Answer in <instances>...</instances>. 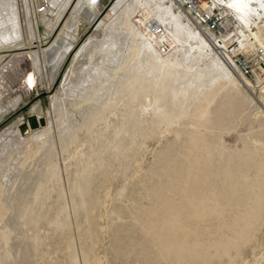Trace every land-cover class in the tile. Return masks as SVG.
I'll use <instances>...</instances> for the list:
<instances>
[{
    "label": "rangeland",
    "instance_id": "rangeland-1",
    "mask_svg": "<svg viewBox=\"0 0 264 264\" xmlns=\"http://www.w3.org/2000/svg\"><path fill=\"white\" fill-rule=\"evenodd\" d=\"M2 1L1 13L8 14L7 20L9 21L7 22H10L12 21L10 18V0ZM116 1L104 0L98 6L89 3L87 7H81L77 22L73 19L68 21L67 27L62 33L61 41L64 43L73 40V46L68 51L55 81L51 80L52 64L44 63L42 55L39 57L42 61L41 70L35 66V57L28 56V54L27 57L17 58V60L14 58L16 61H13V65L11 64L10 67H8V64L11 62L8 59L9 63L6 60V63L4 62L0 66L1 71L4 68L3 74L0 73V161L2 163V165L0 163V198L5 199V202L7 204L9 202L10 205L6 204L9 206V210L6 217L4 216L6 218H4V222L10 226L14 225L16 229L9 244L11 252L14 253V258L17 256V252L19 253L15 260L12 258V260H6L5 263L24 264L28 261L26 264H84L83 255L84 248H86L91 250L90 252L97 260L99 259L96 264H264V203L263 206L256 204L258 202L254 203L253 206L256 209L244 208L242 202L237 203L238 198H233L228 194L225 195V186L219 185L216 186L217 190L220 191L216 211H211L212 213L208 211L192 212L187 203L188 197L185 192L188 184L186 172L189 166L192 167L203 160L202 157L207 155L205 154L206 151L211 152V160L220 162V168L230 169L236 178L240 177L238 169H242V172L244 170L251 181L263 177L260 181L264 186V161H262L264 160V143L262 144L264 142V113L258 117L254 115L259 108H263L264 111V94H262V98L259 90L247 85L243 79L244 77L231 67L232 73L239 82V91H231L232 86L227 85L225 81L217 82L215 85L210 86L213 88L205 90L206 93H212L206 97L208 99L212 95V98L209 97L211 102L207 106V115L197 116L196 105L201 99L200 96L191 106V116L179 120L178 124L170 129V132H156L152 136L145 137L146 139L144 138L141 141L142 145L140 147L137 145L134 150L127 153L124 162H122L123 165L115 162L113 167L105 171L106 175H102L100 172L95 173L96 195L100 196L102 193L96 203L94 213L96 214L99 211L96 215L94 213L90 215L85 210L74 213L71 209V192L69 188L75 166H70L71 168L68 166L67 169L64 158L59 153L60 180L67 198L66 204L70 210L68 229L71 243L76 249L78 263H74L70 256V250H68L66 244L65 230L56 228L55 225L52 209L57 200L55 192L48 189L47 194L49 196H45V199L43 198L40 203L34 205L33 214L40 217L27 220L26 225H19V227L14 224L20 222L19 216L21 215V209L18 206L20 202L18 201L21 200L22 194L20 193V196L18 191L26 190L25 187H28V190L33 189L32 180L25 178L30 176L33 179L38 177L39 174L35 172L34 166L29 168L28 173L23 170L21 161L17 162V159H23L24 157L21 152L19 154L15 153L11 162L8 161L5 155L14 150L12 147H16L14 144L19 141V136L29 135L30 130H32L31 133H38L45 124H51L57 130L55 122L60 117V110L73 111V105L77 103V101L73 103L74 98L76 99L75 95L84 90V87L80 86L84 84L85 71L90 67V56L93 57L96 64L105 61L103 64L105 66L107 62H115L116 58L122 56L129 48L130 40L126 37L121 25L124 9L114 8ZM158 3L161 6L170 8L169 11L176 15L191 31L196 32L198 28L214 40L220 38L219 34L216 35L209 30L200 28L196 22L193 23L192 19L173 1L156 0L154 2V4ZM23 4L24 1L19 0L22 23L20 32L25 38V43L28 44L32 34L42 37L48 29L43 24L41 17L34 19L33 12L30 9L31 20L35 22L32 32L26 24L28 20ZM82 12L87 14L82 17ZM167 18V21L173 19L170 16ZM153 21L156 22V20ZM234 29V27H228L232 37L235 34ZM219 41L221 43V40ZM84 45L86 47L82 50ZM230 45L232 46L233 43ZM230 45L228 46L229 50ZM186 47L185 45L179 51L181 53L184 50L181 54H178V57L182 56L183 59L180 58V60H183V62L188 57L189 63L186 60V65L193 63L191 66L194 65L192 66L194 69L192 67L189 69L193 76L188 75L189 70L183 72L181 68L175 67H170L167 70L169 75L165 72L162 75V72L157 68L158 71L154 70L157 66H151V64L147 66V69L148 67L151 68L146 73L153 69L157 73L151 70V75L153 73L156 74V77L158 73L162 75V77H160L161 75L158 76V78L160 77L159 80L165 78V82L167 80L172 87L175 85L176 87H182V85L188 86L190 84L189 86L195 89H192V91L196 93L202 87L209 86L210 79L217 75L218 71L210 61L211 57L208 55V49L201 53L200 60L197 59V62H193V59L187 54ZM195 51L197 56L198 51ZM7 54H12L13 57L15 53ZM237 54L243 53L239 52ZM250 56L256 61L255 63L259 62L260 57L257 54L250 53L246 55V57ZM198 64H201V68L210 72L207 73L204 70V72L199 73L195 68V65L199 66ZM100 67L101 65L95 69ZM193 70L198 72L196 74L199 75L198 78L200 77L199 79L203 83L201 81L195 83V80L199 79ZM176 71L179 72L180 76L176 74ZM171 73L174 74L171 75ZM166 75L169 78L173 76L174 82L172 78L169 79ZM174 75L182 82L176 80L177 77L175 78ZM194 75L196 76L194 77ZM206 75L209 76V79ZM148 76L150 77V74ZM152 76L154 77V75ZM188 76L190 77L188 78ZM153 77L152 79L156 78ZM187 78L188 82L185 80ZM248 80L257 85V80ZM217 86L219 87L217 88ZM217 89L219 92H217ZM215 93L217 94L215 95ZM170 95L171 93L168 95L169 98L172 96ZM54 97H57L56 100H60V105H52ZM30 116H34L36 119L37 125L34 127L29 122ZM22 124L27 126L26 133H22L20 130ZM29 128L31 129L29 130ZM189 129L192 135H190ZM260 134L263 137H260ZM252 136L261 143L255 141L254 138L252 139ZM210 138L211 140H209ZM9 148H11V151ZM214 152L215 156L213 155ZM246 153L251 157L254 154L253 160L249 161L252 164L249 163L251 167L248 171L244 166V160H240L241 156ZM230 156H234L233 159ZM240 165L242 167L238 168ZM262 169L263 172H260ZM23 184H26V186ZM105 190L108 191L107 198L103 196ZM16 195L19 197L17 198ZM13 197L14 200H12ZM8 199L12 202L15 201L14 209L11 207L13 203ZM15 206H18V208ZM99 213H101L100 216H98ZM96 217L97 219H95ZM170 222L177 223L178 226L173 232L167 228ZM88 227L91 228L92 234H87ZM85 229L87 230L85 231ZM4 250L3 245L0 244V258L6 257ZM25 258H29V260Z\"/></svg>",
    "mask_w": 264,
    "mask_h": 264
},
{
    "label": "bare ground",
    "instance_id": "bare-ground-1",
    "mask_svg": "<svg viewBox=\"0 0 264 264\" xmlns=\"http://www.w3.org/2000/svg\"><path fill=\"white\" fill-rule=\"evenodd\" d=\"M48 1L50 3L49 16H41V20L47 27L48 31L44 36H42L43 38L36 34H32L28 44L25 43V38L20 32V26H22V23L20 19L19 0H10V18L12 20L10 22H7L9 21L7 20L9 15L1 13L2 9H0V66L8 59L11 63H9L7 60L9 63V66H7L10 67L13 61H16L17 58L27 57L28 54V56L35 57V66L39 70L42 69V61L44 63L47 62L48 64L51 63L53 67L51 80L55 81L68 51L73 46V40L66 41L64 43L61 41L62 33L66 29L65 27H67L68 21L70 19H73L75 22L78 21V13L81 11V7H87L89 3L94 4V0ZM155 1L156 0L116 1L114 8L124 9V13L121 17V25L126 37L130 40L129 48L122 54V56L116 58L115 62L108 63L106 60L107 64L105 66L103 65L105 61H101L96 64L93 57L90 56V67L89 69H86L83 78L84 84L80 86L84 87V90L75 95L76 99L73 97V103L77 101V103L73 105V111H65V109L60 110V117L57 118L55 122L57 130H55L54 126L51 124H45V126H43V128L39 130L38 133H31L32 130L29 128V135L19 136V141L17 144H14L16 147H12L14 150L10 153L8 152V154L5 155L8 161L11 162V160L14 158V154H19L21 152L22 156L24 155V157L23 159H17V162L21 161L20 163L23 166V170L27 171L28 173L29 168L34 166L35 172H38L39 174L38 177L33 179L30 176L25 178L27 180H32V183L34 184L33 189L30 188L28 190V187H25L26 190L21 188L23 191H18L19 195L20 193L22 194L21 200H17L20 202L18 206H20L19 208L21 209V215L19 216L20 222L14 224L19 227V225H26L27 220H33L40 217L33 214L34 205L40 203L45 196H49L47 194L48 189L51 192H55L57 194V200L55 201L52 208L55 218V225L56 228H63L65 230L67 248L70 250L69 253L74 263H78V260L75 252L76 249H74V246L70 240L68 229V214L70 210L66 204L67 198L65 197L64 188L60 180L61 173L58 164L59 153H61V156L64 158L66 168L68 166H75V170L73 172L74 175L71 179L72 181L69 188L71 192V209L74 213H77L80 210H85L88 214L92 215L95 212L98 197L102 195L101 193V195L98 196V194L96 195L97 192H95L97 187L95 186L96 172L106 175L105 171H107L108 168L113 167L115 162L121 165L122 162H124V157H126L127 153L131 150H134L137 145L140 147L142 145L141 141L144 140L145 137L152 136L156 134V132H170V129L175 124H178L179 120L191 116V106L200 96L201 99L196 105V109L198 110L197 116L203 117L207 115V106L211 102L209 97L212 95L209 96L208 99L206 97L212 93H206L205 90L213 88L210 86L215 85L217 82L225 81L227 85L229 84L232 86L230 88L231 91H239V82L231 70L233 66L236 68L232 55L236 56L238 55L237 53L241 52L244 56L249 55L250 53H255L260 57L259 62H257L258 67L255 70L257 85L245 77L243 79L247 85L255 89L257 88L261 94V97L263 98L264 0H204L202 3V8L205 11L215 12L218 10L216 8L223 9L222 14L224 16V26L226 30H223L218 40L212 39L211 36L201 29L197 28L196 32L191 31L181 22V20L176 17V15H173L172 12L169 11L170 8L161 6L159 3L154 4ZM171 1L176 3L175 0ZM134 5H136L138 8L134 7ZM0 6L3 7L2 0H0ZM23 6L28 20V22H26L27 27L32 31L35 22L31 20L30 8L27 7L26 1H24ZM136 9L139 10L137 11ZM86 14V12H82V17ZM168 16L173 17V19L167 21ZM188 16L190 19H192L190 15ZM153 20H156V22ZM192 22L194 23L195 21L192 19ZM229 26L235 28V34L233 37L230 36L228 30ZM51 36L52 38L50 39ZM219 40H221L222 44ZM232 43V46L234 47L232 52L233 54H231L229 52L230 50L228 49V46ZM185 45L187 46V49H185L188 50L187 54H189L188 56L193 59V62H197V59L200 60L201 53L208 49V55L211 57L210 61H212L213 65L218 71L217 75L213 76L212 78L210 77V85H205L206 87H202L201 89L199 87L200 90L197 93L192 91L193 88L192 86H189V83V87L183 85L182 87L180 85V87H176V85L172 87V85H169L167 80L165 82V78H161L159 80L162 75L168 73L167 70L170 67H175L178 69L181 68L183 72H187V70L194 66H191L193 63L186 65L188 62L187 59H189L187 56H185L187 57V62H185V59L184 62L183 60H180L182 56L180 58L178 57V54L180 53L179 51H181ZM85 47L86 46L84 45L82 50ZM195 50L198 51L197 56L195 55ZM19 51L22 52L18 53ZM11 52L15 53L13 54V57L11 56L12 54H7ZM40 55H42V61L39 58ZM14 58L16 60H14ZM150 64L151 66H157L155 68L153 67L154 70L157 68L162 72V75L158 73V76L161 75L159 78L158 76L156 77V74H154L156 71L154 72L153 69H151L154 72L152 75H154L156 78L151 75V70L149 73H146V71H149L148 69L151 68L148 67L147 69V66H150ZM100 65V68L95 69ZM200 65H195V68H197L199 73L204 72L205 70L201 68ZM2 70L4 71V68ZM3 71L0 70V73L3 74ZM189 71L190 73L188 75H192L193 73L191 74V70ZM195 71V74L198 73ZM209 72L207 71V73ZM174 73H171V75ZM178 73L176 71V74ZM147 74H150V77ZM196 75H194V77ZM151 76L154 79H152ZM198 76L199 75H197V78ZM167 77L169 78V76ZM189 77L190 76H188V78ZM208 77L209 76H207V78ZM188 78L185 79L187 82ZM176 80L180 81L178 77ZM195 81L197 84V81L201 80L199 79ZM180 82H182V80ZM183 83L185 82L183 81ZM218 87L219 86H217V88ZM221 88L223 87L221 86ZM217 92H219V90ZM170 93L172 95H170L171 98L168 96ZM216 94L217 93H215V95ZM56 98L57 97H54L52 100V105H60V100H56ZM263 113V108H259L254 115L258 117ZM204 122L206 123V121ZM21 126V132L26 133L22 131ZM55 131L56 133H54ZM15 133L18 134L17 131H15ZM190 135H192V133ZM261 136L263 137L262 134H260V137ZM253 138L255 140V137L252 136V139ZM209 140H211V138ZM255 141L261 143V141ZM263 143L264 142H262V144ZM10 149L11 148H9V150ZM247 153L242 155L240 158V160H244V166L247 169L246 171L250 169L251 166L249 163L252 164V162L249 161H252L254 156L253 154L251 157ZM205 154V157H202L203 160L199 161V163L193 165L192 167L189 166L186 172L188 184L186 186L185 192L186 196L188 197L187 203L189 204L190 211H208L209 213L215 212L218 208L217 198L218 196L220 197V191L217 190L216 186L219 185L225 186V195L228 194L233 198H238L239 200H236L237 203L242 202V206L244 208L248 207V209H256L253 206L256 202H258L256 204L263 206L264 186L260 181L263 177L256 178L257 180L254 181L252 179L251 181L247 177L244 170L242 172V169H238L240 177L236 178L235 175L233 176V172L230 169L227 170L224 167L220 168V162L216 160V162H214L211 160V152L206 151ZM213 155L215 156V152ZM233 157L234 156H230L232 159ZM239 167L242 166L240 165L238 168ZM260 172H263V169ZM23 185L26 186V184ZM103 196L107 198V190L103 191ZM18 197L19 196H17V198ZM12 200H14V197ZM12 200L10 201L12 202ZM14 202H12L13 205L11 204V207L15 205ZM6 204L7 203L5 202V199L0 198V244L3 245L6 254L5 258L1 256L2 258H0V264H6V260H12V258H14V253L11 252L12 250L9 244L11 239H13L12 234H14V230L16 229L14 225L10 226L4 222V218L6 217V214L9 210L8 207L10 206L9 202L7 204L9 206ZM18 206L15 207L18 208ZM100 215L101 213H99L98 216ZM97 217L95 219H97ZM90 227H88V230L85 229V231L87 230V234L91 233V228L95 229ZM167 228L173 232L178 228V226L177 223L170 222ZM22 235L24 238L23 233ZM84 249V264H96L99 259L97 260L95 258V256L90 252L91 250L86 248ZM18 254L19 253L17 252V256H19ZM17 256H15V258ZM25 259L29 260V258ZM27 262L28 261H26V263Z\"/></svg>",
    "mask_w": 264,
    "mask_h": 264
},
{
    "label": "built area",
    "instance_id": "built-area-1",
    "mask_svg": "<svg viewBox=\"0 0 264 264\" xmlns=\"http://www.w3.org/2000/svg\"><path fill=\"white\" fill-rule=\"evenodd\" d=\"M27 2V7H29L33 12L34 19L40 18L41 16H49L50 3L48 0H24ZM104 0H94L96 6L102 4ZM204 0H175L177 6L191 16V18L203 29L214 32L216 35H221L224 26V16L222 14L223 9H218L215 12H208L202 8V3ZM23 2V1H22ZM218 35V36H219ZM233 46L230 48V53L233 52ZM235 71H237L242 77L256 81L255 70L258 67V63L253 60V57H246L243 54L233 56Z\"/></svg>",
    "mask_w": 264,
    "mask_h": 264
},
{
    "label": "water",
    "instance_id": "water-1",
    "mask_svg": "<svg viewBox=\"0 0 264 264\" xmlns=\"http://www.w3.org/2000/svg\"><path fill=\"white\" fill-rule=\"evenodd\" d=\"M29 122L31 123V125H32L33 127L37 125V124H36V119H35L34 116H30V117H29ZM26 128H27L26 124H23V125L21 126V129H22L23 132H26Z\"/></svg>",
    "mask_w": 264,
    "mask_h": 264
}]
</instances>
